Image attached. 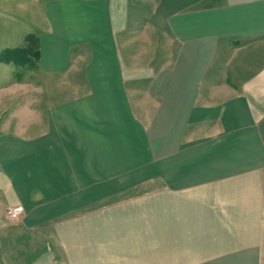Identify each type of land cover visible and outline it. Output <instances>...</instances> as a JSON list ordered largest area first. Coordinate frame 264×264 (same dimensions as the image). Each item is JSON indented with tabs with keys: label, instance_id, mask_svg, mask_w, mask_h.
Returning a JSON list of instances; mask_svg holds the SVG:
<instances>
[{
	"label": "crops",
	"instance_id": "0c3cea01",
	"mask_svg": "<svg viewBox=\"0 0 264 264\" xmlns=\"http://www.w3.org/2000/svg\"><path fill=\"white\" fill-rule=\"evenodd\" d=\"M43 11L46 103L0 117V264H264V0Z\"/></svg>",
	"mask_w": 264,
	"mask_h": 264
},
{
	"label": "rangeland",
	"instance_id": "374dc122",
	"mask_svg": "<svg viewBox=\"0 0 264 264\" xmlns=\"http://www.w3.org/2000/svg\"><path fill=\"white\" fill-rule=\"evenodd\" d=\"M46 1L0 0V43L2 46L6 44L7 47L25 48L30 45L31 48L33 46V50L37 51L34 32L38 27H43V10ZM31 38L35 40L32 41ZM28 40L31 41L27 42ZM28 57L26 61L27 58L23 55L22 66L0 65V117L10 119L12 122L17 109L30 112V105H45L46 103L45 93L48 88L43 84L45 80L38 71L37 57L33 53L28 54ZM18 82L22 83V87L18 85ZM63 85L66 86V84Z\"/></svg>",
	"mask_w": 264,
	"mask_h": 264
},
{
	"label": "trees",
	"instance_id": "16d2710c",
	"mask_svg": "<svg viewBox=\"0 0 264 264\" xmlns=\"http://www.w3.org/2000/svg\"><path fill=\"white\" fill-rule=\"evenodd\" d=\"M33 36V35H32ZM34 37V36H33ZM32 41L36 39V46H37V51L33 50V46L31 48V46H27L25 48L23 47H16V48H8L5 49L4 51H2V53L0 54V61L4 62V63H12V64H16L17 66H22L23 65V55L26 56V61L28 60V54H34L37 57V61L39 60V56H40V50H39V41H38V37L35 36L34 38H31ZM31 40H28L27 42H30ZM19 75V74H18ZM20 77V75H19Z\"/></svg>",
	"mask_w": 264,
	"mask_h": 264
},
{
	"label": "built area",
	"instance_id": "2783aa9c",
	"mask_svg": "<svg viewBox=\"0 0 264 264\" xmlns=\"http://www.w3.org/2000/svg\"><path fill=\"white\" fill-rule=\"evenodd\" d=\"M24 214L25 209L22 205L11 206L7 210V216L11 222L19 221Z\"/></svg>",
	"mask_w": 264,
	"mask_h": 264
}]
</instances>
